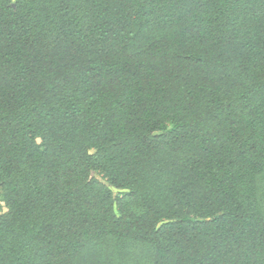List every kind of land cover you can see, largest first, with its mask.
<instances>
[{"label": "trees", "instance_id": "16d2710c", "mask_svg": "<svg viewBox=\"0 0 264 264\" xmlns=\"http://www.w3.org/2000/svg\"><path fill=\"white\" fill-rule=\"evenodd\" d=\"M234 7L0 0V264H264L231 188L264 156V9Z\"/></svg>", "mask_w": 264, "mask_h": 264}, {"label": "rangeland", "instance_id": "374dc122", "mask_svg": "<svg viewBox=\"0 0 264 264\" xmlns=\"http://www.w3.org/2000/svg\"><path fill=\"white\" fill-rule=\"evenodd\" d=\"M264 9V0H235L234 11L240 24L249 22L258 16ZM181 14L180 6L159 4L153 15L159 21L175 20ZM261 135L264 141V122L261 125ZM92 177L101 180L102 178L95 172ZM232 192L234 196L241 199L254 211H264V156H252L245 159L244 163L231 171ZM115 196L118 190L113 189ZM6 211L5 205L0 202V214ZM131 258L137 262L147 263L148 255L143 246H131Z\"/></svg>", "mask_w": 264, "mask_h": 264}]
</instances>
